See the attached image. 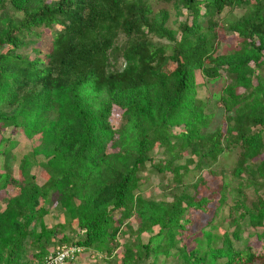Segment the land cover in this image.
Returning <instances> with one entry per match:
<instances>
[{
    "label": "trees",
    "instance_id": "16d2710c",
    "mask_svg": "<svg viewBox=\"0 0 264 264\" xmlns=\"http://www.w3.org/2000/svg\"><path fill=\"white\" fill-rule=\"evenodd\" d=\"M45 29L50 48L22 55ZM0 200V264H43L56 245L123 247L113 264H264L243 236L264 241V0H0ZM56 210L68 220L49 226ZM198 214L224 231L189 248Z\"/></svg>",
    "mask_w": 264,
    "mask_h": 264
},
{
    "label": "rangeland",
    "instance_id": "374dc122",
    "mask_svg": "<svg viewBox=\"0 0 264 264\" xmlns=\"http://www.w3.org/2000/svg\"><path fill=\"white\" fill-rule=\"evenodd\" d=\"M158 6L159 7L163 6V4L162 5L159 4ZM239 12L240 11H235V14L238 15ZM171 19H174V17H171ZM222 36L224 38H223L222 46L220 49L222 52H225L226 49H229L230 46H232L236 43V36L234 34L227 33V32L224 33ZM50 41H51L50 31L48 29H45L42 31V37L36 42V44L32 45L26 51L22 50L21 54L25 55L29 59H32L34 57V53L32 51V48H42L44 50H47L50 48ZM17 52L20 53V50H18ZM191 60H193V57L188 56L187 61H191ZM168 70L169 69H167V71ZM222 74H224V73H222ZM195 78H196L197 83L202 82V79H201L198 71H196V73H195ZM229 83L232 84V81L230 80ZM223 85H224V83L218 82L214 87H215V89L219 90L223 87ZM218 105L220 106V104H218ZM120 115H121L120 109L115 107L113 109V114H112V118H111V123L113 126H115V127L122 126L123 122L121 121ZM156 150H154V151H156ZM27 151H28V147H23L21 144L18 145L14 149V152L16 154H18L19 156H20V154L27 153ZM235 158H236V152H234V153L229 152V153L223 154L219 158L218 164L216 166L217 169L231 168L233 166ZM188 159L189 158L185 157V158H183L182 161H180L178 163H185L186 160H188ZM143 175L145 176L144 177L145 184H144V188L142 191V196L144 198L151 197L154 199H158L160 197L159 193L161 192V189H163V185H160L158 180L155 178L148 179L146 177V173H144ZM14 176L15 177L18 176L16 167H15ZM44 178L45 177L40 174V171H36V180L39 184L43 183V181L45 180ZM9 188H10V190L14 189L13 187H9ZM3 207H4L3 202L0 200V210H2ZM65 220H68V217H65L63 214L59 213L57 210L45 217V221L49 226L50 225H56L58 223H62ZM193 221L194 222H193L192 226L189 228L190 237H189V240L187 241L189 248L196 247V244L194 243L195 238H198L199 236H201V229L205 228V230H209V228L211 227V226L209 227V225H213V229L216 232L221 233L224 231V228L221 225L220 218L218 216L214 218L213 223L210 221L209 217L199 215V214L193 216ZM261 232H262V228H256V229L251 228V229L246 230L245 234L243 235L244 237H246L247 242H249V244L252 245L253 251H255L256 253L263 251V247H264V241L258 242L257 237H256V235L260 234ZM142 237L144 238V237H146V235L144 234V235H142ZM125 240L127 241V238ZM57 246H62V245H56L54 248H50L49 254L53 250H55ZM82 254H83L82 259L78 258L79 259L78 264H113L116 261L122 260V258L124 256V250H123V247H119L112 254L111 257L106 256L104 252L97 253V252L91 251V250L85 251ZM170 264H172V263H170ZM217 264H218V262H217Z\"/></svg>",
    "mask_w": 264,
    "mask_h": 264
},
{
    "label": "built area",
    "instance_id": "2783aa9c",
    "mask_svg": "<svg viewBox=\"0 0 264 264\" xmlns=\"http://www.w3.org/2000/svg\"><path fill=\"white\" fill-rule=\"evenodd\" d=\"M82 253L83 249L78 246H57L43 264H73Z\"/></svg>",
    "mask_w": 264,
    "mask_h": 264
},
{
    "label": "crops",
    "instance_id": "0c3cea01",
    "mask_svg": "<svg viewBox=\"0 0 264 264\" xmlns=\"http://www.w3.org/2000/svg\"><path fill=\"white\" fill-rule=\"evenodd\" d=\"M85 252V251H84ZM85 255V254H84ZM82 257H83V254H81V256H79L78 258H80V259H82ZM78 261H79V259H77V261L75 262V264H78Z\"/></svg>",
    "mask_w": 264,
    "mask_h": 264
}]
</instances>
